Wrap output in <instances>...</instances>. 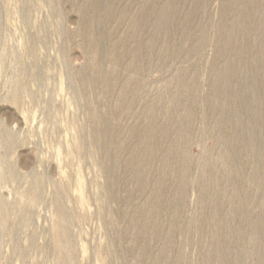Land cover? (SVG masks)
<instances>
[{"label":"rangeland","instance_id":"rangeland-1","mask_svg":"<svg viewBox=\"0 0 264 264\" xmlns=\"http://www.w3.org/2000/svg\"><path fill=\"white\" fill-rule=\"evenodd\" d=\"M0 264H264V0H0Z\"/></svg>","mask_w":264,"mask_h":264}]
</instances>
